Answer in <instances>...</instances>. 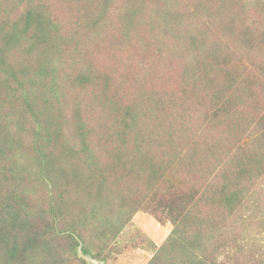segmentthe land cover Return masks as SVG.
Listing matches in <instances>:
<instances>
[{
  "label": "rangeland",
  "instance_id": "obj_1",
  "mask_svg": "<svg viewBox=\"0 0 264 264\" xmlns=\"http://www.w3.org/2000/svg\"><path fill=\"white\" fill-rule=\"evenodd\" d=\"M1 79L0 264H264V0H0Z\"/></svg>",
  "mask_w": 264,
  "mask_h": 264
},
{
  "label": "trees",
  "instance_id": "obj_2",
  "mask_svg": "<svg viewBox=\"0 0 264 264\" xmlns=\"http://www.w3.org/2000/svg\"><path fill=\"white\" fill-rule=\"evenodd\" d=\"M129 19L130 20H133V14L130 15ZM193 42L194 41H191V43H193ZM7 80H9V79H7ZM7 80L5 79V81H4V80L1 79L0 80V86H5V87H8L9 88L11 82H8ZM32 87H33V84H32ZM33 90H35V86H34V89ZM34 96H35V94L32 93V98ZM22 97H23V99H22L23 100V104L24 105L26 104L27 106H29V108H31V110L34 111V112H36V109L35 108H38L40 105H42V107H43L41 109V111H42L41 115L40 114L37 115L35 113L37 115V117L39 116L38 119L40 118V121L37 120L39 122L38 125H39L40 129L42 130V132L45 133L44 134V139L37 140V142L38 143H39V141L40 142L41 141L44 142L42 144H45V143H53V145H52L53 146V150L56 149L58 146H59L58 150L61 151V152H63V151L65 152L66 150H68L69 149L68 148V145H66L67 144V139H65V137L63 136V134H61V130L59 128L61 122L59 121L58 125L56 123V121L59 120L60 117L58 118V116L54 115L53 111L51 110V107L52 106H51L50 100H46L43 104H40L39 101H36V100L33 101V100L30 99L31 98V94L29 96H27V97L19 96V98H22ZM34 98H36V97H34ZM23 104L21 103V106ZM31 115H33V112H32ZM51 130L53 131L52 133H54L56 137H52V133L50 132ZM83 136L86 139V141H88L89 138H91L90 137V134H87V132L84 133ZM60 139L62 140V142L60 141ZM34 140H35V137H33V141ZM57 140H59L58 143H57ZM37 142L36 143L31 142V143L32 144L34 143L35 146H36V144H38ZM46 145H48V144H45V146ZM86 145H88V149H89V143L88 142L86 143ZM39 146H41V144H38V147ZM56 151L57 150H55L54 152H56ZM96 199H97V201L98 200L99 201L102 200V199H98V198H96ZM94 213L95 212L92 211V214H94ZM193 218H194L193 220L188 219V221H187V223L185 225H187L188 227H190L189 229H196V230H193L194 231L193 234L195 236V233L198 231L197 230L198 228H196L197 226L193 222L194 221L195 222L196 221H199L201 219V217L199 215H195ZM100 219H103V218H100ZM106 220H108V218ZM180 230H181V232L188 231V229L183 228V226H181V229ZM195 238H196V236H195ZM204 238L207 239V237H203L202 240H203V245H206L207 246L206 253L208 255V253L210 252L209 249H208L209 244L204 240ZM181 242H183V239L180 236L179 241H176L175 243H177L178 245L186 246V247L189 246L190 247V250H189V247H187L189 254L187 253V255H188L187 256V259H184L183 260L184 262H179V263L174 262V264H191L189 261H193L192 264H202V261L204 260V258L202 257V254L199 253V251L205 252V250L201 246H199L197 244H196V246H194V245H183V244H181ZM176 247H177V245H176ZM183 248H185V247H183ZM85 250H88V249L86 248ZM208 257H209V255H208Z\"/></svg>",
  "mask_w": 264,
  "mask_h": 264
}]
</instances>
